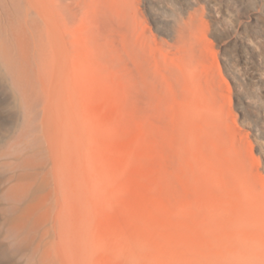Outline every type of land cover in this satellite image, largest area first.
<instances>
[{
	"label": "rangeland",
	"instance_id": "obj_1",
	"mask_svg": "<svg viewBox=\"0 0 264 264\" xmlns=\"http://www.w3.org/2000/svg\"><path fill=\"white\" fill-rule=\"evenodd\" d=\"M69 2L60 23L57 0H0L15 66L0 71V264H264L241 209L260 205L208 170L203 123L154 119L151 91L105 67ZM230 123L264 186V148L233 104Z\"/></svg>",
	"mask_w": 264,
	"mask_h": 264
},
{
	"label": "bare ground",
	"instance_id": "obj_2",
	"mask_svg": "<svg viewBox=\"0 0 264 264\" xmlns=\"http://www.w3.org/2000/svg\"><path fill=\"white\" fill-rule=\"evenodd\" d=\"M57 1L61 23L64 0ZM69 3L77 35L93 44L105 67L115 66L138 87L151 91L154 119L171 114L174 123L187 127L195 115L203 123L197 130L205 128L200 144L208 150L204 159L208 170L220 175L221 182H240L252 189L260 208L245 204L241 209L264 241V186L245 142L230 123L233 104L260 141L259 149L264 148V0ZM147 22L155 28L154 39L147 33ZM5 68L15 66L12 60L0 58V71ZM194 108L206 109L207 119ZM167 156L171 165L176 164L175 150Z\"/></svg>",
	"mask_w": 264,
	"mask_h": 264
}]
</instances>
